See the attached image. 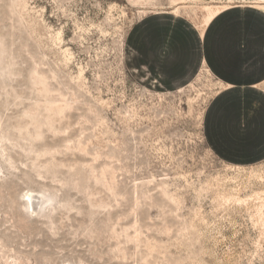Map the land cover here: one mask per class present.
Masks as SVG:
<instances>
[{"label":"rangeland","instance_id":"374dc122","mask_svg":"<svg viewBox=\"0 0 264 264\" xmlns=\"http://www.w3.org/2000/svg\"><path fill=\"white\" fill-rule=\"evenodd\" d=\"M256 1L0 0V264H264V162L203 138L220 84L157 91L124 63L146 15Z\"/></svg>","mask_w":264,"mask_h":264},{"label":"crops","instance_id":"0c3cea01","mask_svg":"<svg viewBox=\"0 0 264 264\" xmlns=\"http://www.w3.org/2000/svg\"><path fill=\"white\" fill-rule=\"evenodd\" d=\"M124 63L136 82L165 92L204 69L221 86L204 110L207 148L233 167L264 162V9L231 6L202 30L172 13L146 15L126 36Z\"/></svg>","mask_w":264,"mask_h":264},{"label":"bare ground","instance_id":"6f19581e","mask_svg":"<svg viewBox=\"0 0 264 264\" xmlns=\"http://www.w3.org/2000/svg\"><path fill=\"white\" fill-rule=\"evenodd\" d=\"M231 2H233V1H231ZM253 6H256L260 9H264V0H257L256 2L253 3ZM229 7H230L229 5H224L221 7L217 6L215 8L206 7L205 8L206 13H205V16H204L202 22L196 26H198V28L202 30L217 14H219L221 11H223ZM179 9L180 8H178V7L174 8L173 13L178 14ZM181 92H182V90H181ZM256 168H258V167H256ZM239 169H241V168H239ZM250 173H251L250 176L252 178L257 179V181H259L261 183H264V175H260V174L258 175L257 173H253V172H250ZM262 194L264 195V190H263ZM256 196H258V195H256ZM261 207L264 208V202H263V205Z\"/></svg>","mask_w":264,"mask_h":264}]
</instances>
